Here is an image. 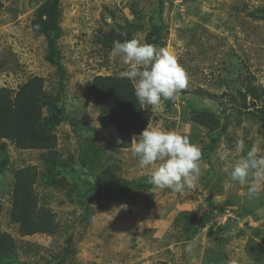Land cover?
<instances>
[{
  "label": "rangeland",
  "instance_id": "1",
  "mask_svg": "<svg viewBox=\"0 0 264 264\" xmlns=\"http://www.w3.org/2000/svg\"><path fill=\"white\" fill-rule=\"evenodd\" d=\"M53 1L1 0L0 88L17 90L30 77L42 76L46 91L58 103L60 120L50 127L56 136L52 147L20 149L12 140L0 139L7 154L0 158L6 162L0 168V232L9 233L15 242L14 253L0 264H148V259L149 264H157L161 262L158 251L167 239L172 242L171 229L178 221L195 229L209 224L214 230L208 233L225 243L237 235L239 223L229 230H221V225L230 217L238 221L237 210H242L243 227L256 225L264 230V179L250 176L241 185L229 177L231 165L253 145L264 155V118L253 114L264 99V19L260 16L264 0ZM50 4L56 8V18L48 16V20L61 28L56 46L65 69L62 84L57 64L49 58L48 38L33 23L40 15L47 17L40 8ZM160 22L164 27L156 47L176 57L188 83L179 99L163 101L155 109L144 106L152 111L149 124L175 131L200 147L201 174L191 189L180 193L188 195L190 190L193 199L204 200L208 207L202 211L197 205L176 215L161 242L151 239L148 218L161 215L165 220L158 208L164 202L174 207L179 193L153 185L132 188L148 181L154 166L141 168L131 147L120 146L115 127L101 126L98 104L88 91L96 75H119L127 67L112 54L113 38L120 33L146 43L153 24ZM203 112L214 114L220 128L209 131L201 124ZM48 115L45 108L44 116ZM213 137L217 140L211 148ZM240 140L243 151L237 149ZM221 154L226 159L221 160ZM22 167L36 170L34 193L38 206L53 212L57 224L53 234L21 235L19 225L11 221L15 171ZM252 183L257 192L250 196ZM97 186L127 189L114 200L101 195L89 201L87 189ZM247 246L250 249L253 243ZM223 247L215 250L214 245L211 254L218 260L213 264H234L228 259L231 251L228 254ZM261 247L253 249L252 256L249 253L251 258ZM169 251L172 264L179 262L180 250Z\"/></svg>",
  "mask_w": 264,
  "mask_h": 264
},
{
  "label": "trees",
  "instance_id": "2",
  "mask_svg": "<svg viewBox=\"0 0 264 264\" xmlns=\"http://www.w3.org/2000/svg\"><path fill=\"white\" fill-rule=\"evenodd\" d=\"M55 1L53 3L55 4ZM54 4L43 6L40 11L45 12L47 17L40 15L33 23L38 24L41 33L48 38L49 58L57 64L60 72V84L65 76V69L61 63L57 49V38L60 36L61 28L55 27L48 16L56 18ZM0 6L2 2L0 0ZM264 19V8L260 11ZM52 20V19H51ZM57 20V19H56ZM55 23V22H54ZM56 24V23H55ZM163 23H154L152 29L146 36V43L157 46L161 39ZM112 36V35H111ZM118 39L113 40L124 42L126 35L119 33ZM158 46H163L159 43ZM58 58V61H55ZM90 95L98 104V121L103 127H115L121 147H129L135 135L147 128L152 117V111L141 105L135 94L131 83L127 79H121L119 75H96L88 87ZM253 96H258L256 89H251ZM49 111L44 116V109ZM58 103L53 95L46 91L45 79L35 75L30 77L17 90L7 87L0 88V139L12 140L20 149L52 147L56 142V136L50 131L51 126L60 120L56 110ZM253 114L264 118V99L262 105L255 107ZM198 119L209 131H214L221 126V122L214 114L203 112ZM223 129L226 125L223 124ZM217 137L212 138L211 148L215 145ZM0 158L7 156L4 145L0 146ZM2 155V156H1ZM7 158V157H6ZM56 162V158L53 157ZM6 162L0 160V168ZM36 170L33 167H22L15 171L13 184L12 207L10 210L11 221L19 225L21 235H32L36 233L53 234L57 231V224L51 209L38 206L34 193ZM148 181L132 184V188L151 187ZM126 188L100 186L87 189L89 201L95 197L104 195L108 200H114L123 194ZM15 251L13 237L6 232H0V261ZM159 264H169L168 261H161Z\"/></svg>",
  "mask_w": 264,
  "mask_h": 264
},
{
  "label": "clouds",
  "instance_id": "3",
  "mask_svg": "<svg viewBox=\"0 0 264 264\" xmlns=\"http://www.w3.org/2000/svg\"><path fill=\"white\" fill-rule=\"evenodd\" d=\"M112 54L119 56L126 69L119 73L121 79H127L141 105L160 107L163 101L179 99V94L188 83L183 67L168 49L136 39L113 42ZM131 151L138 157L141 168L153 167L150 184L154 189H169L174 193L191 189L201 174L202 153L198 145L188 137L175 131H165L148 124L130 144ZM243 140L238 141L237 149L243 151ZM261 149L253 145L231 165L230 181L244 185L250 176L257 180L264 179V155ZM220 159H226L221 154ZM257 192V185L252 183L249 195ZM188 244L186 251H191Z\"/></svg>",
  "mask_w": 264,
  "mask_h": 264
},
{
  "label": "crops",
  "instance_id": "4",
  "mask_svg": "<svg viewBox=\"0 0 264 264\" xmlns=\"http://www.w3.org/2000/svg\"><path fill=\"white\" fill-rule=\"evenodd\" d=\"M187 192L188 195H186V193H179L177 195L179 199L174 200L175 206L172 208L169 202H164L163 206L160 205V208H158V212L163 213L165 215V220L164 217L161 215L156 216L155 218H148V232L153 233L151 239H155L156 241V238H159L161 242L162 237L165 235L168 229H170L172 223L176 220V215L185 214L189 210H193V208H195V206L197 205L202 211L207 210L208 207L204 200L193 199L191 197L192 193H190L192 191L189 190ZM219 206H223L225 208L229 207L228 205ZM215 211L216 209L214 210V212ZM240 211L242 212V210H237L236 213H234V216L235 218H237L238 221L233 220L230 217L226 220V222H223L221 225L223 226L221 227V230L222 228L224 230H229L231 226L235 227V223H239L236 226L237 235L235 237H230L228 242L225 243L220 242L214 237H212V232L208 233V230H214V227L210 228L209 224L205 225V227L195 229L190 226L182 227L185 226V223H183L182 221H178L174 228L171 229L174 236L172 242L169 243V240L167 239L164 247L160 248V251H158L160 252V256L157 257H161L160 261H168V254L170 253L169 249H171V252L180 250V253H177L178 256H180V261L176 264H213L218 260L214 257V255L211 254L214 253V245L215 250L217 249L218 245H224V252L229 254V251H231V254L228 255V259H230L231 261L233 260L235 262L234 264H264V230L260 227H257L256 225H250L247 228L245 226L243 227L242 220L239 219L240 215H243L240 213ZM237 212H239V214H237ZM208 219L209 216L207 220ZM229 236L230 235H228V237ZM248 242L253 243V247L250 249L247 246ZM188 244L192 245L191 251H186V247ZM239 246L240 248H238ZM259 246H262L261 250L257 251L256 256L251 258V256L254 254V252ZM237 249L241 250L240 254H238V252L236 251ZM253 249L255 251H253ZM249 253L251 254V256L249 255ZM258 253L262 255L259 256ZM238 255L241 256V259L236 261ZM224 257L226 258V255H224ZM149 262L150 260L148 259V264ZM169 264H172V262L170 261Z\"/></svg>",
  "mask_w": 264,
  "mask_h": 264
}]
</instances>
